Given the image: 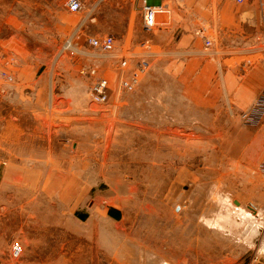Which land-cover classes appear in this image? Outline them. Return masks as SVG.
Instances as JSON below:
<instances>
[{
  "label": "rangeland",
  "instance_id": "obj_1",
  "mask_svg": "<svg viewBox=\"0 0 264 264\" xmlns=\"http://www.w3.org/2000/svg\"><path fill=\"white\" fill-rule=\"evenodd\" d=\"M65 3L0 0V71L11 77L0 82V264H153L141 242L163 237L182 264L192 253L197 264H254L250 251L238 262L235 241L200 225L206 211L227 214L221 194L244 195L249 172L258 171L264 119L247 126L239 118L253 98L232 95L236 85L222 94L216 66L203 62L216 56L212 46L174 50L171 32L144 31L141 0H86L79 12ZM187 16L201 41L218 40L204 18ZM103 34L124 55L89 44ZM143 37L164 44L143 53ZM228 52L222 67L237 79L252 56ZM120 56L128 60L123 76L142 56L149 62L130 92L120 87ZM95 60V77L110 81L101 103L90 100L92 79L80 73ZM110 215L117 234L95 233L108 229L97 218ZM108 239L122 255H111ZM12 242L22 248L17 259Z\"/></svg>",
  "mask_w": 264,
  "mask_h": 264
},
{
  "label": "crops",
  "instance_id": "obj_2",
  "mask_svg": "<svg viewBox=\"0 0 264 264\" xmlns=\"http://www.w3.org/2000/svg\"><path fill=\"white\" fill-rule=\"evenodd\" d=\"M144 2L154 6H160L154 14L155 32L159 31L160 34L164 31L171 32L168 36L173 37L170 43L174 50L189 48L187 52L198 53L212 46L211 51L215 53L216 56L204 59L203 62L206 68L207 66H211L212 69L216 66L217 73H219L220 76L218 80H220L222 84V94L228 96L230 94L228 91L236 85L233 88L234 93L232 95L236 97H244L246 95L253 98L246 107L245 104H243L244 107L242 108L246 109L252 104L255 96L264 84V9L262 10L259 8L256 0H245L241 3L235 0H141V28H143ZM233 2L241 5L235 7ZM188 12L204 18L203 20L205 23L210 24L211 32L214 33V35H217L216 31L218 30V40L215 38L211 40L206 37L213 42V45L204 46V40L201 41L198 36L191 32L189 24L186 22ZM220 30H222V32ZM223 34L227 35V37ZM91 37L98 36H89V38ZM116 42L117 39L115 38V43ZM127 43L128 42L125 41L124 45H127ZM158 44L161 45L164 44V42L161 40L159 43L158 38L151 40L148 37H143L138 43L139 48L143 49V53L144 49L148 50L150 47ZM94 49L103 54H111V52L113 53L115 51V55H120L124 52L121 50L116 51V44L113 50L109 52L102 51L98 48ZM233 49H236L237 52H244L247 50L248 53H250L249 56H252V58H247L248 60L245 63L239 64V67L241 66L246 72L237 79L233 75L232 69L222 67L225 66V62L232 57L220 56V54L228 55V51ZM142 58L141 60H144L145 65H148L149 62L144 56H142ZM122 60H126L128 64L126 56H120L119 67H121L120 69L122 70L119 80L127 77L129 72L137 67V65L135 66L134 64L129 72L123 76V70L127 65L122 67L120 65ZM97 64H100V61L95 60L88 66L87 70L94 69L95 75H99ZM85 74L92 79V83L95 75H90L89 73ZM213 80L214 78L212 77L211 91L213 90ZM107 81L108 90H110V81L109 79H107ZM225 83L226 87H224ZM207 89L209 88L207 87ZM89 90L90 86L87 92L88 96ZM256 133L260 139H264V122L257 128ZM262 141L264 142V140ZM261 158L262 155H260L259 162ZM258 171L249 172L247 179L244 181V189L246 188L244 195H242L244 192L243 189H238L232 194L230 192L221 194V203H224V206L226 205L228 208L226 209L227 214L220 215L221 217L214 219L212 212L209 213L206 211L203 219H200L203 221V224L200 225H203L205 230L209 231L211 234L215 231L220 233L223 239H231L236 242L237 259L240 263L242 262L241 257H246V255L250 253L253 257L259 259L257 261L255 260L254 264H264V261L262 262V259H264V174ZM229 204L233 205L229 207ZM113 211L118 213L117 210ZM97 219L98 223L96 222V224H98V226L102 224L107 225L108 229L98 227L95 229V233L101 235L105 232H109L110 236L117 234L118 219L116 216L110 215ZM164 240L163 237V239L160 240L162 241L160 244L158 241L152 242L146 240L144 243L142 241L141 244L144 245L142 249L146 251V257L156 258L153 264H182L180 249L173 247H168V249H166ZM172 240L174 241L175 239L173 238ZM115 241L113 244H110L109 248L112 249V251H110L112 252L111 255L118 257L122 254L120 250L115 248ZM204 241L207 242L206 239H204ZM126 246L128 245L126 244ZM248 251L250 252L247 253ZM124 254L125 256H133V252L128 251L127 247ZM190 255L188 256L189 259L183 264H197L195 260L196 253ZM166 257L171 259L166 261ZM175 257L178 259H174ZM191 257L192 259H190ZM198 257H204V255L201 254Z\"/></svg>",
  "mask_w": 264,
  "mask_h": 264
},
{
  "label": "built area",
  "instance_id": "obj_3",
  "mask_svg": "<svg viewBox=\"0 0 264 264\" xmlns=\"http://www.w3.org/2000/svg\"><path fill=\"white\" fill-rule=\"evenodd\" d=\"M86 0H66L65 6L69 12H79L84 6ZM244 0H236V2L241 3ZM260 6H264V0H258ZM160 6H154L144 2L143 5V30L148 32L152 30L155 25L154 14ZM89 44L98 48L102 51L109 52L112 51L115 45V37L111 34L91 37L88 39ZM204 43L206 46L211 45V41L204 38ZM122 67L127 65L126 60H122L120 63ZM145 63L144 60H141L136 68L131 70L127 77H124L120 81V87L127 92L133 91L138 84V81L141 78V75L145 71ZM80 73L85 74L89 73L90 75H95V70H80ZM3 79L10 80L11 77L9 75H5L4 72L0 71V82ZM109 96L108 90V81L105 77H95L93 82L90 85L89 97L93 102H105L107 101ZM239 118L243 122L244 125L247 126H257L264 119V86L259 91L257 96L255 97L254 102L246 109H242L239 113ZM258 170L264 174V154L258 163ZM22 248L19 242H12L9 249V255L12 259H17L21 256Z\"/></svg>",
  "mask_w": 264,
  "mask_h": 264
}]
</instances>
